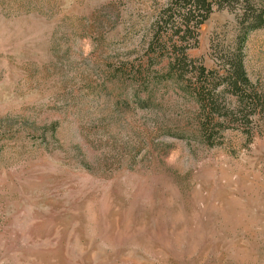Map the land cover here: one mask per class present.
<instances>
[{"label": "rangeland", "instance_id": "obj_1", "mask_svg": "<svg viewBox=\"0 0 264 264\" xmlns=\"http://www.w3.org/2000/svg\"><path fill=\"white\" fill-rule=\"evenodd\" d=\"M165 3L0 0V264H264V114L200 130ZM245 10L189 56L221 68ZM243 53L264 93V25Z\"/></svg>", "mask_w": 264, "mask_h": 264}, {"label": "trees", "instance_id": "obj_2", "mask_svg": "<svg viewBox=\"0 0 264 264\" xmlns=\"http://www.w3.org/2000/svg\"><path fill=\"white\" fill-rule=\"evenodd\" d=\"M238 1L166 0L156 24L161 27L163 22L176 27L173 33L177 38L173 39V34H169L171 37L165 39L166 35L157 31L151 42H172L174 57L168 63V73L174 72L179 80L187 82V88L192 91L201 110L199 128L204 132L239 120L249 125L254 116L264 114V93L254 88L245 68L243 53L248 34L264 25V14L261 11L245 10L237 15L238 31L233 39L235 50L230 55L223 56L221 68H208L188 53V50L196 45L197 37L189 39L187 35L206 22L216 5L218 8H224L226 4ZM187 70L189 77L185 74ZM226 92L235 98L229 105L223 103Z\"/></svg>", "mask_w": 264, "mask_h": 264}]
</instances>
